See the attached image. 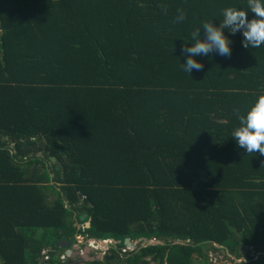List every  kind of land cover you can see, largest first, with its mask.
<instances>
[{
  "label": "trees",
  "instance_id": "trees-1",
  "mask_svg": "<svg viewBox=\"0 0 264 264\" xmlns=\"http://www.w3.org/2000/svg\"><path fill=\"white\" fill-rule=\"evenodd\" d=\"M244 3L0 0V264H80L56 245L77 235L158 240L85 264H264V156L226 137L264 94V46L237 33L180 64L181 39Z\"/></svg>",
  "mask_w": 264,
  "mask_h": 264
},
{
  "label": "clouds",
  "instance_id": "clouds-1",
  "mask_svg": "<svg viewBox=\"0 0 264 264\" xmlns=\"http://www.w3.org/2000/svg\"><path fill=\"white\" fill-rule=\"evenodd\" d=\"M167 10L168 6L164 4L161 7L162 13L166 15ZM249 12L254 14L250 18L248 17ZM212 17L216 18V16ZM219 17V19L216 18L217 23L215 24L210 22L209 18L201 21L187 37L180 38L184 42L180 49V55L184 57V60L180 64L188 75L193 70L199 71L203 67L202 63L194 57H208L213 52L223 57L230 56L231 36L237 33L241 36V47L245 49H256L264 46V0H245L243 5L225 6L220 9ZM185 18V10L178 7L170 23L183 24ZM201 30L203 35H201ZM233 115L237 123L231 128L226 137H231L234 144L242 148L244 153L254 155L258 152L260 156H264V94L255 95L243 109L234 108ZM127 239L129 245L126 242ZM143 239L145 237L138 240L125 238V246L121 250L118 246V243L121 244L120 240H115V242H118V251L122 253L133 249L138 242H141V245L151 243L150 239L146 238L147 243ZM111 240L114 239L99 241L88 239L87 241L96 242L94 245L96 246L98 243L104 244ZM152 241L156 242L158 240ZM65 248L66 250L71 249V244ZM66 250L65 254L68 255ZM223 251L224 249L221 247V252L223 253ZM74 258L75 256L72 259Z\"/></svg>",
  "mask_w": 264,
  "mask_h": 264
},
{
  "label": "flooded vegetation",
  "instance_id": "flooded-vegetation-1",
  "mask_svg": "<svg viewBox=\"0 0 264 264\" xmlns=\"http://www.w3.org/2000/svg\"><path fill=\"white\" fill-rule=\"evenodd\" d=\"M87 240H83L81 243H78V242L72 243L71 244V249L73 251H82L85 247H88V252L87 253H88L89 256L90 255L100 254V258H102L103 256L111 257L113 255L110 252L111 249L119 252L117 247L120 245V243L115 242V240H111L108 243H104V244H101V243L99 244L98 243V245H96V246H93L94 244L91 243L90 241H87ZM117 243H118V246H117ZM102 245L105 246L104 249H102L103 248ZM93 247L96 248V249H92ZM74 260L78 261V263H80V264H85L86 262L93 261V260H90V259L83 258V256L80 255V254H76Z\"/></svg>",
  "mask_w": 264,
  "mask_h": 264
},
{
  "label": "water",
  "instance_id": "water-1",
  "mask_svg": "<svg viewBox=\"0 0 264 264\" xmlns=\"http://www.w3.org/2000/svg\"><path fill=\"white\" fill-rule=\"evenodd\" d=\"M53 161H54V158L52 157L51 158ZM58 167V166H57ZM86 217V213H82L80 216H79V220H82V219H84ZM86 226H88L89 225V223L88 222H86V224H85ZM144 240V242L145 243H147L148 242V240L145 238V239H143ZM126 242H127V244L129 245V240L127 239L126 240ZM183 242H185L184 240H183ZM175 243H179V240H176L175 241ZM94 244H96V242L94 243ZM56 245L57 246H64V247H69L70 246V242H68V241H65L64 239H60L57 243H56ZM215 245H217V244H215ZM246 247V246H245ZM66 252H67V254L70 256V258H73L76 254H80V255H82L83 256V258H85V259H90V260H95V259H98L99 257H100V254H97V255H88V247H85L83 250H82V252H79V251H72L71 249H67L66 250ZM243 253V250H241V254ZM76 262H78V261H76Z\"/></svg>",
  "mask_w": 264,
  "mask_h": 264
},
{
  "label": "rangeland",
  "instance_id": "rangeland-1",
  "mask_svg": "<svg viewBox=\"0 0 264 264\" xmlns=\"http://www.w3.org/2000/svg\"><path fill=\"white\" fill-rule=\"evenodd\" d=\"M152 240H156V238H152L150 240V242H153ZM130 242L131 243H134L132 241H130ZM102 247H103L102 249L105 248L104 245H102ZM207 250H208V262L206 264H230V263L233 262L232 261L233 259H231L232 257H234L233 255L223 256L222 254L219 253L220 252L219 250L218 251H215V250H213L211 248H208ZM244 254H245V252H244ZM249 254L250 255L253 254L255 256V253L252 252L251 250L249 251ZM195 259H196L195 260L196 262L199 261L198 258H195ZM240 259H242V258H240Z\"/></svg>",
  "mask_w": 264,
  "mask_h": 264
},
{
  "label": "built area",
  "instance_id": "built-area-1",
  "mask_svg": "<svg viewBox=\"0 0 264 264\" xmlns=\"http://www.w3.org/2000/svg\"><path fill=\"white\" fill-rule=\"evenodd\" d=\"M76 240H77L78 243H81V242L83 241V237H82V236H76ZM90 242L94 244V242H92V241H90ZM94 245H95V244H94ZM94 245H93V246H94ZM61 257H64V254L61 255Z\"/></svg>",
  "mask_w": 264,
  "mask_h": 264
}]
</instances>
